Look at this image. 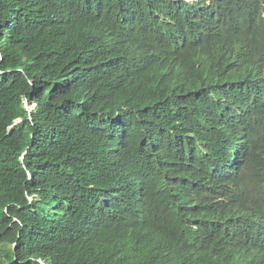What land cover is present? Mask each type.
<instances>
[{
	"label": "trees",
	"instance_id": "trees-1",
	"mask_svg": "<svg viewBox=\"0 0 264 264\" xmlns=\"http://www.w3.org/2000/svg\"><path fill=\"white\" fill-rule=\"evenodd\" d=\"M259 4L217 44L157 49L130 38L161 0H0V264H152L204 218L264 230Z\"/></svg>",
	"mask_w": 264,
	"mask_h": 264
},
{
	"label": "clouds",
	"instance_id": "clouds-1",
	"mask_svg": "<svg viewBox=\"0 0 264 264\" xmlns=\"http://www.w3.org/2000/svg\"><path fill=\"white\" fill-rule=\"evenodd\" d=\"M121 1V0H119ZM134 4L138 0H123ZM155 0H147L153 3ZM165 9L155 13L156 19L144 22L136 28L130 40L144 33L151 35L157 49L172 46L179 48L190 40H197L203 45H214L221 36L235 26L242 28L248 15L244 2L259 0H161ZM260 19L264 29V1L260 0ZM117 36L104 33L96 41L103 45V39L112 45L108 37ZM123 49L121 47H113ZM112 50V49H111ZM239 50V49H238ZM238 50L234 51L225 63L239 65L247 57L237 59ZM127 56H123L119 70L125 72ZM147 60L146 62H150ZM139 63L137 66H140ZM142 66V65H141ZM249 74L264 80V55L256 54L246 68ZM29 111L34 108L26 100ZM248 113L238 107L234 115ZM15 120L13 125L20 122ZM12 125V126H13ZM152 264H264V230L252 235H242L234 224L217 219H198L190 224L187 232L176 242L164 247Z\"/></svg>",
	"mask_w": 264,
	"mask_h": 264
}]
</instances>
